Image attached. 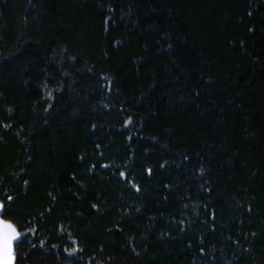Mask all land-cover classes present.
<instances>
[{
    "label": "trees",
    "instance_id": "obj_1",
    "mask_svg": "<svg viewBox=\"0 0 264 264\" xmlns=\"http://www.w3.org/2000/svg\"><path fill=\"white\" fill-rule=\"evenodd\" d=\"M0 201L15 264H264V0H0Z\"/></svg>",
    "mask_w": 264,
    "mask_h": 264
},
{
    "label": "water",
    "instance_id": "obj_2",
    "mask_svg": "<svg viewBox=\"0 0 264 264\" xmlns=\"http://www.w3.org/2000/svg\"><path fill=\"white\" fill-rule=\"evenodd\" d=\"M0 221H3L4 225H9V224L12 225V227L15 229V233L20 234V232L15 227V225L10 220L2 216V202L1 201H0ZM3 234L5 237V240H7L8 238L14 235V233L12 232V229L7 228V227H3ZM18 240H13L11 241L10 244L8 243L5 244L3 251L0 252V264H15V254L13 253V249H14V244Z\"/></svg>",
    "mask_w": 264,
    "mask_h": 264
},
{
    "label": "snow or ice",
    "instance_id": "obj_3",
    "mask_svg": "<svg viewBox=\"0 0 264 264\" xmlns=\"http://www.w3.org/2000/svg\"><path fill=\"white\" fill-rule=\"evenodd\" d=\"M3 227H7V228L12 229V232L14 233V235L11 236L10 238H8L7 240H5V237H4V234H3ZM20 235L21 234H19V233H15V229L12 227V225H10V224L9 225H4V222L0 221V252L3 251L4 246H5L6 243L10 244L11 241L18 240Z\"/></svg>",
    "mask_w": 264,
    "mask_h": 264
}]
</instances>
